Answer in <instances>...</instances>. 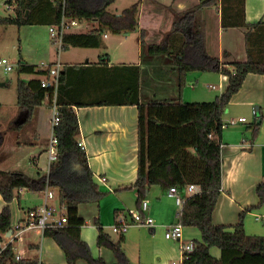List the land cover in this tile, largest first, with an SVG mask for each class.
Returning <instances> with one entry per match:
<instances>
[{
	"label": "crops",
	"instance_id": "1",
	"mask_svg": "<svg viewBox=\"0 0 264 264\" xmlns=\"http://www.w3.org/2000/svg\"><path fill=\"white\" fill-rule=\"evenodd\" d=\"M141 1L136 2L141 3L138 14L139 27L135 30L139 33L137 37L139 59L136 62H113L112 53L108 51L109 41H107L112 31L108 28L104 30L103 43L100 47L59 49L53 43L46 24L0 26L2 46L7 44L8 35L11 36L10 39L13 36L15 38V43L12 44V49L8 53L0 50V58H11V63L18 71L20 62L41 68V62L53 64L58 59L62 61L63 51L80 48L88 50L81 52L82 60H65L63 64L96 66L139 64L142 71L140 86L142 101L177 99L178 75L172 58L144 54L141 39L142 30L145 29L147 43L168 41L176 15L183 14L184 18L179 26L182 29L188 27L186 31L189 32L197 22L203 31L206 53L217 58L221 65L233 69L232 62L247 59L246 32L248 28L224 29L219 0H151L152 2L148 0L144 9L142 4L146 1ZM202 3L203 6H201ZM12 7L14 15L5 17L15 16V7L13 5ZM146 9L150 12L147 14L154 21L144 22L143 16L146 15ZM193 10L194 12H191ZM185 12L187 14H184ZM111 13L118 16L122 14V12ZM245 16L249 23L264 21V0H246ZM90 22L83 21L80 25L88 26ZM13 26L17 28V35L11 34L14 31L9 28ZM93 27L95 25H92L91 29ZM127 33L128 31L126 37ZM116 34L121 35L123 32ZM236 53H239V56ZM11 71H6L0 64V170L21 171L32 178L47 176L52 163L55 162L49 160L47 152L53 133V111L49 101L44 99L43 104L35 108L31 119L26 121V118L23 119L21 116L17 92L19 79L29 81L39 77L41 79L42 76L18 71L17 83H13V79L8 76ZM203 72L210 74L206 75L207 78L213 75V78L219 82L221 94L225 92L228 86L227 75L213 70ZM194 83L191 81V84ZM209 87L216 88L211 84ZM184 93L185 90L183 99ZM75 111L80 126L76 139L78 144L82 143L79 145L87 154L95 183L100 190L106 192L98 201L84 202L78 206V214L85 221L81 228V237L90 246L93 256L102 257L108 264H117L113 250L107 246L98 245L99 232L96 224L98 221L114 241L122 239L123 249L131 264H183L185 251L182 245L192 241L196 246V241H202V234L194 226H183L181 241L165 237L166 226L175 223L180 212L175 199L167 195L169 188L154 184L145 191L143 199L149 202L146 214L154 218L155 226H132L125 233H116L112 230V225L119 214L139 209L142 203L137 189L133 187L138 177V107L136 105H96L75 107ZM244 113H250L253 119L248 121ZM241 117H245L246 121H240ZM232 120L235 122L232 123ZM223 121L222 192L213 212V222L216 225L231 226L238 223L243 209L256 206L260 201L256 187L264 180V74L249 73L246 76L242 88L232 96L223 115ZM254 121H258L257 127L253 126ZM10 134L12 139L8 145L6 139ZM24 147H26V158L17 157L11 160L12 154L21 151ZM47 187L53 191L52 198L46 196ZM28 191L30 190L26 188L19 189L14 200L9 203L12 211L11 228L2 235L0 241L5 245L12 244L15 254L21 259H38L46 264H69L59 244L52 237L44 234L46 229L27 228L18 233L13 229L14 221L25 219L30 210L45 204L55 210L53 218L56 221L60 220L65 213L59 201L58 190L52 189L48 180L45 189L32 191V196H29ZM28 196L34 198L28 199ZM6 205L8 203L0 194V212ZM248 218H251L253 223H264V206L250 211L246 220ZM251 223L249 222L250 226ZM249 224L247 222L245 224L247 234L264 235V231L259 234L251 230V227H248ZM87 227L90 232L84 234V229ZM108 229L112 230L116 236H113ZM89 237L94 240L89 241ZM210 252L215 258H221L220 248L212 247ZM76 264H88V262L79 259Z\"/></svg>",
	"mask_w": 264,
	"mask_h": 264
},
{
	"label": "trees",
	"instance_id": "2",
	"mask_svg": "<svg viewBox=\"0 0 264 264\" xmlns=\"http://www.w3.org/2000/svg\"><path fill=\"white\" fill-rule=\"evenodd\" d=\"M14 1L15 16H0V26H50L58 24L63 16V0H56V3L51 0ZM115 1L66 0L67 16L80 22L97 21L98 26L88 32L66 33L63 49L100 47L105 28L115 33L137 30L139 4L124 9L118 16L108 11ZM7 2L12 5L13 0ZM219 2L224 29L248 28L247 59L232 62L233 69L221 65L217 58L206 53L203 31L197 22L189 32L186 31L188 27L182 29L179 26L183 14L176 15L168 41L147 43L146 30H142L144 54L172 58L178 75L177 99L142 101V71L139 64H64L58 95L60 123L55 127L59 141L57 160L52 163L48 175L39 178H32L21 171L0 170V194L8 203L0 212V239L11 228L9 203L14 200L17 191L21 188L43 190L48 180L49 186L58 190L67 222L47 228L44 234L59 244L69 264H76L79 259L86 260L88 264H108L102 257H94L90 246L81 237L85 221L78 214L79 204L98 201L106 192L95 183L87 154L76 139L80 126L75 107L136 105L139 110L138 177L133 187L137 189L139 199L143 201L146 189L154 184L165 188L178 186L182 192L191 184L199 187L198 192L184 194L179 221L183 226L198 228L202 241H196L195 249L183 264H264V235L247 234L244 224L246 211L264 204V180L256 187L259 204L243 210L238 223L226 226L213 222V212L222 192L223 115L232 96L242 88L246 76L249 73L264 74V21L247 22L246 0ZM195 70H213L227 75L225 92L214 101L185 102L182 97L188 82L187 75ZM18 71L41 75V79L48 73L45 68L23 62L19 63ZM41 79L18 80V105L26 121L31 119L35 108L44 102L45 89L41 86ZM253 126L257 127L258 121H254ZM96 224L98 245L111 248L117 264H131L123 249L122 239L114 241L100 222ZM212 247L221 249V258L211 254ZM15 255L12 244H9L0 254V264H46L38 259L16 260Z\"/></svg>",
	"mask_w": 264,
	"mask_h": 264
},
{
	"label": "built area",
	"instance_id": "3",
	"mask_svg": "<svg viewBox=\"0 0 264 264\" xmlns=\"http://www.w3.org/2000/svg\"><path fill=\"white\" fill-rule=\"evenodd\" d=\"M52 3H56V0H51ZM66 0H63V16L60 22L56 25L48 26V30L51 36V39L57 45L59 49L63 47V38L66 33L73 31L74 29L80 26V21L73 19L66 15ZM0 64H2L6 71H11L14 68V64L11 63L7 58H0ZM63 62L58 59L53 64H49L46 62H41L40 67L48 70V73L45 77L41 79V86L45 89L44 97L50 103L51 109L53 111L52 117V127L53 133L50 138L49 146L47 149L49 160L56 161L59 153V141L58 137L55 134V127L60 123V113L58 107V91L60 86V74L63 69ZM240 121H246L245 117H241ZM232 123L235 120L231 121ZM82 145V143H79ZM182 192L178 186H171L168 189L167 195L173 197L180 208V212L178 213V220L175 223H172L166 226L165 229V237L167 239L181 241L183 238V225L179 221L180 213L183 208L184 194H192L199 191V187L195 184L189 185ZM46 196L48 198H52L54 196L53 191L50 188H46ZM149 208V202L144 200L141 203V207L136 210H130L125 213H121L117 216L115 222L112 225V230L116 233H125L132 226H155V220L152 216L146 214ZM55 210L45 204L37 209L30 210L26 218L23 220L14 221L12 223V227L17 233L22 229L27 228H39L45 230L50 227H56L62 225L67 222V217L63 215L60 220H54ZM8 246L5 245L2 241H0V254L4 251V249ZM184 259L189 257V254L195 249V243L192 241L186 242L183 245ZM16 259L20 260L21 257L16 255Z\"/></svg>",
	"mask_w": 264,
	"mask_h": 264
},
{
	"label": "rangeland",
	"instance_id": "4",
	"mask_svg": "<svg viewBox=\"0 0 264 264\" xmlns=\"http://www.w3.org/2000/svg\"><path fill=\"white\" fill-rule=\"evenodd\" d=\"M8 0H0V16H13V7L15 5V1L13 0L12 5H10L8 2ZM139 0H116L113 4H111L108 8L109 12H114V13H121L124 9L131 7L134 3H136ZM146 1L144 4H142V8L144 9L147 5L148 0H142L141 2ZM150 2H152L150 0ZM139 8H141V3L139 4ZM148 9H146V15L143 16L144 22H148V21H154V19L152 17H150L147 14ZM150 13V12H149ZM152 18V19H151ZM95 25L97 26L98 23H94L93 21H91L89 23V25L87 26V24H82L80 25L78 28H76L77 32H87L88 30L91 29V26ZM9 29H13V33L9 32V34L11 33L12 35H17V28L16 27H12ZM139 36L138 31H131L127 33V37H126V32L121 35L116 34L115 32H110V38L109 40V45H108V51L110 53H112V57H113V62H122V61H128V62H136L139 59V55H138V47H137V37ZM9 40L7 41V44H5V46H2L0 44V50H3L5 52H9L12 49V44L15 43V38L13 36L12 39L11 36L8 35ZM13 42V43H12ZM83 51H88V50H83V49H77V48H73L70 49L69 51H63L61 58H62V62L64 63L65 60H70V61H77V60H82V53ZM95 51V50H93ZM82 52V53H81ZM237 52V51H236ZM239 56V53H236ZM9 55V54H8ZM9 57V56H8ZM8 59V58H7ZM10 62H12V59L9 58L8 59ZM208 72H203L200 70H195V71H191L188 73V86L186 87L185 93H184V99L185 102H210V101H214L217 99V97L221 94L220 92V88H219V82L218 80H216L215 78H213L214 76L212 75L211 78H207L206 75H210L207 74ZM18 71L14 68L13 71L9 72L8 76L13 79V83H17L18 80ZM191 81L195 82L194 84H191ZM215 85L216 88L213 87H209V85ZM13 90H16V88H13ZM246 116V118L248 119V121H251L253 119L252 115L250 113L246 114L244 113ZM239 125V124H238ZM243 126H245V124H242ZM12 134L8 135L7 137V141H8V145L10 140L12 139ZM26 158V147H24L23 149H21V151L19 152H15L12 154V158L11 160L15 159V158ZM28 171H31V169H28ZM32 172H34L32 170ZM29 196H32V191H28ZM28 199H33L34 197H29ZM259 204V203H258ZM257 206V205H256ZM264 206V204H262L261 206L255 207L249 211H246L245 216H244V224H249V222L251 223V226L249 224L248 227H251V230H253L254 232L257 233H262L264 231V223L263 222H254L252 221L251 218H248V220H246L248 214L250 213V211H253L254 209H258L260 207ZM252 207V206H250ZM248 208V207H247ZM246 209V208H245ZM243 209V210H245ZM93 222V221H92ZM255 225L257 226L255 228ZM253 227V228H252ZM110 230V229H108ZM88 227L84 229V234H86L88 232ZM111 233L113 234V236H116V234H114L112 232V230H110ZM90 232V231H89ZM95 232V231H94ZM96 232L93 234V237L95 238ZM94 238H90L89 237V241L94 240ZM95 244V241H93ZM61 251V250H60ZM63 253V252H62Z\"/></svg>",
	"mask_w": 264,
	"mask_h": 264
}]
</instances>
